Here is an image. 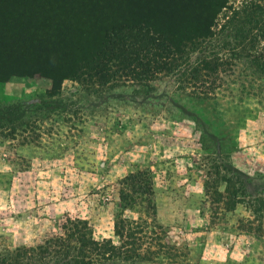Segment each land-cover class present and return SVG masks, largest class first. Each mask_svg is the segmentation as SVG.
<instances>
[{
  "label": "rangeland",
  "instance_id": "rangeland-1",
  "mask_svg": "<svg viewBox=\"0 0 264 264\" xmlns=\"http://www.w3.org/2000/svg\"><path fill=\"white\" fill-rule=\"evenodd\" d=\"M215 32L179 69L226 51L239 68L211 93L179 71L147 85L0 75V257L61 233L67 217L116 239L118 181L149 169L177 255L98 264H264V0H228Z\"/></svg>",
  "mask_w": 264,
  "mask_h": 264
},
{
  "label": "trees",
  "instance_id": "trees-1",
  "mask_svg": "<svg viewBox=\"0 0 264 264\" xmlns=\"http://www.w3.org/2000/svg\"><path fill=\"white\" fill-rule=\"evenodd\" d=\"M227 3L0 0V75L4 80L14 75L48 76L54 84L85 75L92 83L125 78L147 85L158 74L179 71L187 64L190 46L215 36L218 16ZM235 67L239 68L229 62L226 51L213 49L187 74L179 72L187 86L211 93L225 84L224 76L236 75ZM118 198L116 239L98 240L89 221L67 217L61 233L0 257V264H98L120 258L136 262L159 254L175 257L178 248L163 242L166 230L158 219L152 171L137 169L121 178Z\"/></svg>",
  "mask_w": 264,
  "mask_h": 264
}]
</instances>
